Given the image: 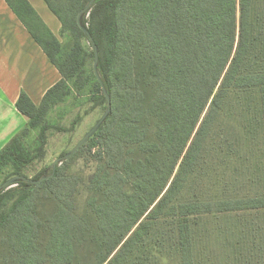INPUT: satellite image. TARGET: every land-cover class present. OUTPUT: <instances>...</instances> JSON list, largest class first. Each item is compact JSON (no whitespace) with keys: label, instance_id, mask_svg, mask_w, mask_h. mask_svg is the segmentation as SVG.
<instances>
[{"label":"trees","instance_id":"16d2710c","mask_svg":"<svg viewBox=\"0 0 264 264\" xmlns=\"http://www.w3.org/2000/svg\"><path fill=\"white\" fill-rule=\"evenodd\" d=\"M5 1L62 79L38 106L20 96L28 124L0 151V180L45 157L46 117L75 93L106 111L102 82L112 113L87 142L98 149L91 176L65 161L39 186L0 194V264H264V196H214L224 182L207 178L224 173L223 147L260 132L264 141V0L96 2L85 23L101 82L77 25L89 0H44L72 39L67 50L28 0ZM248 90L258 112L238 98ZM36 129L35 156L25 140ZM7 199L15 205L1 213Z\"/></svg>","mask_w":264,"mask_h":264},{"label":"rangeland","instance_id":"374dc122","mask_svg":"<svg viewBox=\"0 0 264 264\" xmlns=\"http://www.w3.org/2000/svg\"><path fill=\"white\" fill-rule=\"evenodd\" d=\"M28 1L32 5L31 1ZM36 12L38 13L37 10ZM28 20L32 25L35 24L33 19L29 18ZM49 29L51 30L50 27ZM53 34L61 42L65 50L70 49L72 39L68 33H63L60 27V30L53 32ZM83 46L89 52H93L89 41L84 39ZM93 65L94 59H90L88 65L90 71L93 70ZM257 96L255 90L238 93L239 100L244 104L243 108L249 105V107L258 112ZM89 99L88 95L80 96L75 93L74 96L51 109L46 117V122L52 127L47 133L46 155L44 158L34 159L25 168L24 173L27 177L33 178L43 170L51 167L54 161L71 151L101 119L105 113V107H95L94 103L89 101ZM78 117H80L79 121L77 120ZM40 132L41 129L32 130L29 137L25 140L28 152L35 156L39 146ZM84 146L86 147L83 150L79 151L72 159L66 161L65 169L68 173L79 174L85 179L95 173L99 162L95 157L98 149L94 148L89 151L90 144L86 143ZM229 150L226 152V147H223L222 151L224 154L220 155L221 159L224 160V165L222 166L224 173L221 170L213 171L207 177L208 179H211V177L216 178L218 182H224L225 185V188L224 185L215 186L212 194L221 197L227 195L237 197L239 194L264 196V141L262 132L257 135H250L246 142L238 143V147L231 151ZM230 152L233 154L232 156H230ZM12 174L13 168L9 166L2 172L0 184L12 178ZM81 192L84 194L83 190ZM82 193H80L78 198L80 203L85 200V194L83 195ZM14 205L15 202L8 199L5 200L1 213L7 212Z\"/></svg>","mask_w":264,"mask_h":264},{"label":"crops","instance_id":"0c3cea01","mask_svg":"<svg viewBox=\"0 0 264 264\" xmlns=\"http://www.w3.org/2000/svg\"><path fill=\"white\" fill-rule=\"evenodd\" d=\"M53 32L60 22L44 0H30ZM62 76L5 0H0V151L28 124L17 108L22 94L39 105Z\"/></svg>","mask_w":264,"mask_h":264},{"label":"water","instance_id":"95a60500","mask_svg":"<svg viewBox=\"0 0 264 264\" xmlns=\"http://www.w3.org/2000/svg\"><path fill=\"white\" fill-rule=\"evenodd\" d=\"M98 1L100 0H89L88 1L86 6L78 14L77 25L79 29L83 32V34L86 36L87 40L92 45L93 52H94L93 70L96 75V78L101 82L99 72H98L100 50L89 31L88 25L85 23V19L87 18V16H89L93 6ZM101 86L104 92V96L106 98L107 108H106L105 113L103 114L101 119L95 124V126L78 142V144L71 151H69L66 155L58 158L56 161H54V163L51 166V173L47 172L39 180H34L26 176L12 177L0 185V194L12 188H15L21 182H24V183H27L33 186H39L43 181L53 178L56 173L57 167L61 165L63 162L72 158L101 129V127L106 123L107 119L112 113L111 96L102 82H101Z\"/></svg>","mask_w":264,"mask_h":264}]
</instances>
